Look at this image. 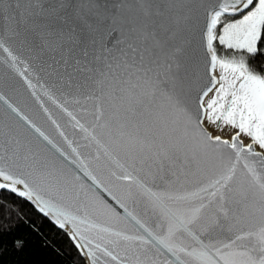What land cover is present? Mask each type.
<instances>
[{"label": "snow or ice", "instance_id": "snow-or-ice-1", "mask_svg": "<svg viewBox=\"0 0 264 264\" xmlns=\"http://www.w3.org/2000/svg\"><path fill=\"white\" fill-rule=\"evenodd\" d=\"M257 56L264 0H0V190L85 264H264Z\"/></svg>", "mask_w": 264, "mask_h": 264}, {"label": "trees", "instance_id": "trees-1", "mask_svg": "<svg viewBox=\"0 0 264 264\" xmlns=\"http://www.w3.org/2000/svg\"><path fill=\"white\" fill-rule=\"evenodd\" d=\"M256 64L264 66V56ZM17 242L22 246L17 247ZM0 264H85L68 236L33 204L0 190Z\"/></svg>", "mask_w": 264, "mask_h": 264}, {"label": "bare ground", "instance_id": "bare-ground-1", "mask_svg": "<svg viewBox=\"0 0 264 264\" xmlns=\"http://www.w3.org/2000/svg\"><path fill=\"white\" fill-rule=\"evenodd\" d=\"M227 134H228L227 132H225V133H222V135H225V136H226ZM245 142H247V141H245Z\"/></svg>", "mask_w": 264, "mask_h": 264}]
</instances>
